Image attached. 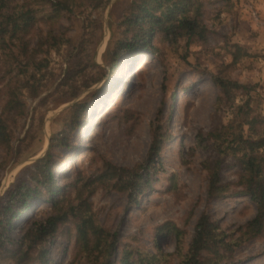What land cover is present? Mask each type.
I'll return each instance as SVG.
<instances>
[{
  "label": "rangeland",
  "instance_id": "1",
  "mask_svg": "<svg viewBox=\"0 0 264 264\" xmlns=\"http://www.w3.org/2000/svg\"><path fill=\"white\" fill-rule=\"evenodd\" d=\"M200 1L208 27L205 40L192 38L186 45V38L170 43L157 34L155 51L123 52L112 71L104 56L123 38L120 22L129 0H112L92 21L79 15L58 20L54 33L59 29L72 38L70 46L50 48V25L41 22L35 27L30 43L45 65L40 72L42 92L32 97L25 91V114L11 128L10 142H0V264H15L13 249L24 231L51 213L49 202H34L5 235L1 208L8 189L22 180L34 183L29 175L34 162L47 152L54 136L66 134V145L53 143V175L70 198L80 177H98L106 162L129 169L146 164L154 138L163 141L158 159L144 172L140 192L132 198L121 186L97 181L90 187L97 223L118 234L113 253L99 250L91 261L180 264L199 218L207 215L218 233L231 236L227 240L244 239L231 249L220 247L219 256L204 253L212 259L205 264H264V236H242L256 214L255 203L238 184L242 167L233 156H220L208 137L234 117L236 108L218 101L216 76L254 86L249 95L239 92L235 104L248 100L250 118L264 116V0ZM72 69L77 70L74 76ZM3 99L0 84V107ZM84 102L79 125L72 130L74 112L80 109L76 106ZM263 124L256 123L253 130L245 126V134L264 135ZM217 160L226 189L209 196L210 170ZM164 224L168 230L159 234ZM76 232L74 219L62 224L35 248L27 264H89Z\"/></svg>",
  "mask_w": 264,
  "mask_h": 264
},
{
  "label": "trees",
  "instance_id": "2",
  "mask_svg": "<svg viewBox=\"0 0 264 264\" xmlns=\"http://www.w3.org/2000/svg\"><path fill=\"white\" fill-rule=\"evenodd\" d=\"M112 0H0V52L3 54V64L0 67V84L4 99L0 107V142L9 143L12 137L10 130L16 124V119L25 114L23 94L25 91L32 97L42 92L40 72L44 68L43 61L37 59L39 50L32 48L30 36L35 27L45 22L50 25L47 37L50 48L70 46L72 38L63 33H54L58 20L63 17L85 16L86 20L96 13L102 14ZM203 4L200 0H129L124 18L120 22L123 28L121 38L114 49L104 60L110 63L111 71L115 68L117 58L123 52L156 50L154 43L157 34L170 43H177L180 38H186V45L192 38H207L208 27L203 20ZM102 24V21H101ZM114 33H112V37ZM94 54H91L93 59ZM97 65V64H94ZM4 69V72H3ZM73 76L77 70H73ZM69 72L68 78L73 77ZM214 82L221 89L218 98L220 103L235 106L234 117L227 123H222L212 130L208 137L214 140L220 156L231 155L242 167L238 184L243 193L250 196L256 205V214L246 225L242 236H264V135L257 137L245 134V126L255 129L258 122L264 121V116L250 118V102L235 104V100L242 92L249 95L252 85H244L233 79L222 76L214 77ZM92 86L89 85L88 87ZM251 98V96L249 97ZM86 102L78 104L74 112L71 129L79 125V118L83 115ZM264 130V124H263ZM63 134H66L65 132ZM67 134L63 138L54 136L47 152L33 164L29 173L32 182L22 180L6 193V201L1 210L5 220L4 234L13 228L15 221L24 210L31 208L34 202L47 201L51 204V213L42 221H35L27 228L17 249H13L15 264H27L32 259V252L49 237L55 235L59 227L74 219L76 221V236L79 248L88 254L89 264H96L91 257L98 258L97 252L111 251L113 253L118 244V234L100 226L92 210L91 196L97 181L103 185L123 187L131 192L130 197L140 192L139 184L144 178V172L154 165L162 149V140L156 136L150 146L146 164L136 168L119 167L106 162L103 172L98 177H80L76 184L75 196L70 198L66 188L57 186L53 175L54 153L53 143L66 145ZM55 140V142H54ZM220 160L211 166L208 195L216 196L224 193L226 185L221 180ZM143 171L140 173V171ZM124 181L122 182V180ZM122 183V184H121ZM126 185V186H125ZM42 186L44 189H42ZM89 189V190H88ZM88 194L85 196V193ZM68 194V195H67ZM217 226L202 215L197 224L196 233L189 245V249L180 264H205L204 253L210 252L219 256V248L231 249L238 239L227 240L231 236L217 232ZM168 230L167 224L158 228V233ZM178 231V236L180 231ZM112 237V239H111ZM1 240V235H0ZM232 242V243H231ZM4 245V243H1ZM128 259V253L124 260ZM126 263V262H124ZM103 264H113L104 260Z\"/></svg>",
  "mask_w": 264,
  "mask_h": 264
},
{
  "label": "bare ground",
  "instance_id": "3",
  "mask_svg": "<svg viewBox=\"0 0 264 264\" xmlns=\"http://www.w3.org/2000/svg\"><path fill=\"white\" fill-rule=\"evenodd\" d=\"M87 119V118H86ZM83 128H84V126H83ZM82 129V128H81Z\"/></svg>",
  "mask_w": 264,
  "mask_h": 264
}]
</instances>
